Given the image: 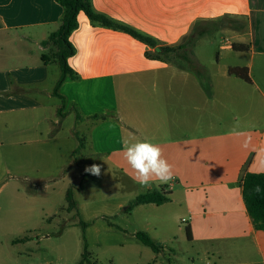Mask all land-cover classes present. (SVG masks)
I'll list each match as a JSON object with an SVG mask.
<instances>
[{
    "label": "crops",
    "instance_id": "obj_1",
    "mask_svg": "<svg viewBox=\"0 0 264 264\" xmlns=\"http://www.w3.org/2000/svg\"><path fill=\"white\" fill-rule=\"evenodd\" d=\"M91 3L96 12L161 45L180 43L200 21L238 24L235 36L218 33L217 67H207L195 55L204 86L187 67L148 58L152 50L144 43L94 25L81 12L69 38L76 53L68 59L79 78H66L58 90L61 99L54 95L61 69L42 59L48 52L42 43L57 31L62 6L56 0H0V197L9 183H3L5 173L39 174L16 179L6 192L0 264H21L19 247H29L30 240L16 238L19 221L32 223L40 213L51 220L49 201L37 190L43 175L66 178L72 172L77 181L82 163L94 161L87 157L101 166L102 186L109 192L163 188L170 193V201L160 206L144 204L128 213L126 206L141 195L134 194L107 211L116 217L157 210L166 226L181 230L178 224L184 225L187 247L181 254L171 250L174 261L160 260L168 253L163 247L148 264H264V231L248 214L241 184L245 174H264V0ZM234 43L248 50L234 51ZM224 58L228 62L221 64ZM236 67L247 68L251 82L228 74ZM131 137L161 146L173 166L172 181L151 187L135 182L122 147ZM80 141L79 161L74 153Z\"/></svg>",
    "mask_w": 264,
    "mask_h": 264
},
{
    "label": "rangeland",
    "instance_id": "obj_2",
    "mask_svg": "<svg viewBox=\"0 0 264 264\" xmlns=\"http://www.w3.org/2000/svg\"><path fill=\"white\" fill-rule=\"evenodd\" d=\"M237 24L230 19L221 20L219 25L224 27L225 31L223 36H235L232 28ZM218 39H220L219 35L215 38L200 39L194 47L192 59L195 60L196 55L207 67H217L215 52ZM211 41L214 43L210 44ZM226 62L228 59L224 58L221 64ZM52 64L55 63L52 62ZM78 158L80 161L83 157ZM87 158L90 162L94 160L91 164L85 161L88 166L97 164L94 157ZM82 169L77 181L72 172H69L66 178L63 173L43 175L45 180L37 187V190L44 193L49 201L51 211L48 212L51 214V220L40 213L32 223L23 225L19 221L16 227L18 228L17 240L23 242L30 240L28 248L19 247L21 264H79L84 252V232L93 264H148L155 260L156 254L136 238L138 232H146L144 228H148L147 233L156 243L168 249V253L161 255L160 260L174 261L175 257L171 250L180 255L184 247H187L184 225L178 224L181 230L173 223L166 226L157 210H153L150 214H140L137 211L133 216L121 214L111 217L107 211L115 208L118 199L127 196L133 198L134 194H142L144 191L132 189L109 192L110 189L102 186L105 181L102 171L99 176L90 174V177L82 182L80 177L83 178L84 168ZM12 174L11 176L4 174L3 183H9L0 197V207L2 205L7 207L6 192L16 179L23 180L26 176L38 177L39 175L35 172H13ZM75 184L80 185L75 186ZM70 188L73 189L78 208L68 212L65 196ZM17 203L22 206L24 202L20 199ZM45 211L47 212V208ZM3 215H0L1 225H4L5 221ZM20 216L19 213L18 217ZM81 221L87 224L85 231L79 224Z\"/></svg>",
    "mask_w": 264,
    "mask_h": 264
},
{
    "label": "trees",
    "instance_id": "obj_3",
    "mask_svg": "<svg viewBox=\"0 0 264 264\" xmlns=\"http://www.w3.org/2000/svg\"><path fill=\"white\" fill-rule=\"evenodd\" d=\"M63 8L64 12L60 19L58 29L52 33L49 38L42 43L48 52L42 56L44 61H53L61 69V78L56 85L54 95L63 99L58 90L66 78L77 80L79 76L69 67L68 59L76 53V49L70 42V35L78 28V15L83 12L89 18L92 24L104 28L112 29L115 31L124 32L144 43L152 51H147L146 56L153 60L163 61L172 65L185 66L194 72L202 81H204L201 68L197 66L196 61L192 59L194 47L198 44L200 39L211 36H217L219 32L224 30V27L219 25L220 19L211 21H200L196 23L191 33L185 36L180 43L176 45H161L157 40L148 37L132 27L124 25L120 22L109 19L108 17L96 12L92 6L91 0H56ZM241 25V21L239 22ZM234 26L232 30H235ZM234 51L244 52L248 48L245 45L234 43L232 45ZM230 76L242 79L246 82H251L249 71L247 68H230L228 70ZM207 88V87H206ZM17 91L21 92V89ZM63 107L58 111V116L63 117ZM77 118L80 115L77 113ZM84 148V144L80 141L79 147L74 153L77 154ZM76 154V155H75ZM84 170L87 163L81 165ZM90 177L89 173L84 171L82 182H85ZM243 199L250 218L256 229L264 231V174L248 173L241 177ZM260 187V191L256 192V186ZM81 188V187H80ZM68 212L77 208V202L74 199L73 189H69L66 197ZM170 201V193L164 189H156L145 194H141L134 198L127 206L126 212H132L136 207L144 204H155L157 206L163 205ZM84 231L87 224L84 222L79 223ZM187 236L190 239V231L187 229ZM137 240L144 246L150 248L155 254H159L163 247L156 243L146 232L140 231L136 234ZM84 252L82 254L79 264H93L91 261V254L88 252L85 232L83 234Z\"/></svg>",
    "mask_w": 264,
    "mask_h": 264
},
{
    "label": "clouds",
    "instance_id": "obj_4",
    "mask_svg": "<svg viewBox=\"0 0 264 264\" xmlns=\"http://www.w3.org/2000/svg\"><path fill=\"white\" fill-rule=\"evenodd\" d=\"M122 147L124 159L134 173L133 179L142 187H151L157 181V186L165 185L174 179L173 166L164 158L158 143L148 138L141 140L131 137L123 141ZM84 171L99 176L101 166L93 164ZM254 190L259 192L260 187L257 185Z\"/></svg>",
    "mask_w": 264,
    "mask_h": 264
},
{
    "label": "built area",
    "instance_id": "obj_5",
    "mask_svg": "<svg viewBox=\"0 0 264 264\" xmlns=\"http://www.w3.org/2000/svg\"><path fill=\"white\" fill-rule=\"evenodd\" d=\"M228 43H229V41H228V40H226V41H225V44H227V45H228Z\"/></svg>",
    "mask_w": 264,
    "mask_h": 264
}]
</instances>
